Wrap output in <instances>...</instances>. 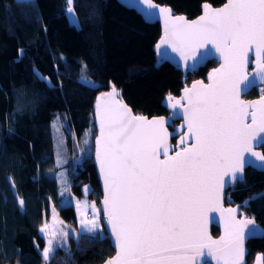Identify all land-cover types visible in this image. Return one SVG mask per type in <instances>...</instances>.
Here are the masks:
<instances>
[{
    "label": "trees",
    "instance_id": "obj_1",
    "mask_svg": "<svg viewBox=\"0 0 264 264\" xmlns=\"http://www.w3.org/2000/svg\"><path fill=\"white\" fill-rule=\"evenodd\" d=\"M154 1L192 19L201 4L216 7L226 0ZM66 6L67 0H0V264L43 263L45 242L39 229L50 204L75 225L72 206L60 204L57 181L47 174L54 168L55 117L75 134L72 139L65 132L66 188L80 197L87 186L88 199L98 206L92 163L94 96L114 85L134 113L166 115L164 97L177 96L216 65L209 61L185 75L166 62L157 66L152 47L160 34L158 24L144 22L116 0H73L78 27L68 23ZM80 75L95 85L79 81ZM260 192L244 212L264 227V172L246 170L226 202L239 203ZM211 233L217 235V230L212 227ZM246 248L249 264L254 251L264 252V235L249 240ZM112 254L103 230L88 232L70 238L65 249L57 247L46 264H100Z\"/></svg>",
    "mask_w": 264,
    "mask_h": 264
},
{
    "label": "snow or ice",
    "instance_id": "obj_2",
    "mask_svg": "<svg viewBox=\"0 0 264 264\" xmlns=\"http://www.w3.org/2000/svg\"><path fill=\"white\" fill-rule=\"evenodd\" d=\"M142 3L158 8L164 18L160 44L170 45L185 61L206 57L211 49L199 50L212 45L224 62L209 74V84L197 81L172 104L176 108L187 101V131L171 155L163 117L148 120L118 103L98 111L96 156L104 181V214L118 248L106 264H192L205 255L204 249L224 264H243L244 230L254 226V219H237V209H227L220 240L208 236L203 220L206 210L219 205L221 189L241 179L237 174L245 163H252L245 153L264 162V154L253 151L252 144L264 146V135L257 139L264 133V96L249 103L239 98L253 46L257 74L264 80V0H227L219 9L205 4L203 15L191 22L153 0ZM67 11L71 14L73 9ZM107 95H117L114 85ZM92 208L95 211L94 204ZM81 224L89 233L100 228L96 219ZM52 250L50 240L43 249L45 259ZM257 264H264V256L257 257Z\"/></svg>",
    "mask_w": 264,
    "mask_h": 264
},
{
    "label": "water",
    "instance_id": "obj_3",
    "mask_svg": "<svg viewBox=\"0 0 264 264\" xmlns=\"http://www.w3.org/2000/svg\"><path fill=\"white\" fill-rule=\"evenodd\" d=\"M116 1L121 6L127 8V9H130V10H133L137 15H139L141 17V19L144 22L149 23V24H151V23H157L158 24L159 29H160V34H159L158 39L156 40V42L154 43V45L152 47L157 66L159 64L166 62V63L170 64L171 66H173L175 69H177L179 72H181L183 75H185L186 73L196 72L199 68L203 67L205 65V63H207L209 61L215 62L216 65L214 67L210 68L203 78L192 80L191 82H189V84L184 85L181 88V90L179 91V94L177 96H171V95L165 96L164 99L162 100L161 104H162L163 108L166 110V115L148 117L146 115L134 113L133 110L131 109V107L129 105H127L126 102L124 101V99L122 98L119 90L115 89L117 95H115L114 97L107 95L113 91V87H110L106 91L99 92L94 96L92 117H93V126L95 129V135H94L93 140H92V163L94 166V171L96 174V178H97L98 185H99V191H100V197L98 199V209H99L100 214H101V225H102V229H103L105 235L108 237L110 246L113 249V254L111 256L107 257L106 259H104L100 264H106L107 260L115 257L117 255L118 248L116 246L115 236L111 232V226L108 224L107 218L104 214V205H103V200H104V195H105L104 181H103V177H102L100 170H99V164L97 162V156H96V137L99 136V134H100V119L98 117V111H103L107 108L115 106L118 103V104L126 105L131 110L132 115L144 116L148 120H152L153 118L163 117L166 121L165 128L167 129V133H168L167 143L169 145V154L171 155V154H173L172 149H175L177 151L179 150V148L181 147L179 145L180 138L187 131L186 123H185V120L183 118L184 117V107L187 106V101L186 100L181 101V103L179 105H177L176 108H173L172 104L176 103L177 101H180L181 97L184 94V89L185 88L191 89L192 85L194 83H196L197 81H203V83L205 85L209 84L210 83V81L208 79L209 74L213 73L214 69L220 68L224 62L223 58L220 56V54L218 52L215 51V49L212 45H208L206 49H200L199 50V52H205L208 49H211V53L209 55H207L206 57L201 59L198 56L197 61H193L191 58H189L187 61H185L184 59L181 58V56L178 52L172 51V48L170 45L160 44V41H161L162 37L164 36V18H163V16H161L159 14L158 8L149 9L146 4L142 3V0H116ZM226 3H227V0L219 6H216V7L211 6V7L213 9H219V8H222ZM153 4L157 5L158 7L169 8L167 6L160 5V4L156 3L154 0H153ZM205 4H208V3L201 4L200 13L192 19H189L186 16L181 15V14H175L172 10H171V12L174 16H183L189 22H191V21L197 20L201 15H203V13H204V7L203 6ZM208 5H210V4H208ZM157 45H160V46L157 47ZM254 47L255 46H253V51L248 53V59L250 62L247 64V66L244 69V75L247 76V80H244L239 85V98L242 101H244L245 103L259 101L262 96L257 97V98H253V99L245 98V96L256 86L264 85V80H261L260 76L257 74L259 72V69H258L257 64H256ZM186 64H187V66H186ZM249 81H251V83H249ZM169 97H171V99H169ZM98 105H99V109L97 107ZM258 107L259 106L257 105V108ZM252 110L253 109H249V111H252ZM173 122H177V123L175 125H173ZM259 135H264V133L258 134L257 139L259 138ZM171 138H175L174 144H172L170 142ZM187 143H188V140L186 139L184 146H187ZM252 144H253V151L263 154L262 148L264 146H259L256 143V141H253ZM161 158L163 159V157H161ZM245 159L251 160L252 163L251 164L245 163L242 173L237 174L242 178L233 180L229 185L223 187L220 191L219 205L218 206L217 205L211 206L209 208V210H206V212L204 214V220H203L204 227L207 231L208 236H210L213 240H220V238L222 236H225V222H226V219L228 217V213L226 211L227 209H230V208L237 209V212L234 214L237 219H243V218L254 219L250 215H247L243 209L248 207V201L254 199L255 197H257L259 195H261L262 192H260L259 194H256V195H251V196L245 198L242 202H239L236 204H228V205L224 204L226 192L230 188L234 187L237 183L243 182L245 169L250 168V169L255 170V171L264 172V162H261V161L257 160L255 157H252L250 153H245ZM229 175H231V173H229ZM217 207L219 208V210H216ZM212 227H214L217 230V235H213L211 233ZM249 229H252V231H249ZM263 235H264V227L259 226L258 224L255 223V221H254V226L249 225V228H246L244 230L243 264H246V256H247V252H248L247 248H246V243L251 239L261 238ZM204 253H205V255H203V256H197L192 261V264H205V262L208 264H224V259H220L218 261L216 256H208L207 255V249H204ZM217 255H219V253H217ZM258 256H263V255L260 253L255 254L253 256L250 264H257V257Z\"/></svg>",
    "mask_w": 264,
    "mask_h": 264
},
{
    "label": "rangeland",
    "instance_id": "obj_4",
    "mask_svg": "<svg viewBox=\"0 0 264 264\" xmlns=\"http://www.w3.org/2000/svg\"><path fill=\"white\" fill-rule=\"evenodd\" d=\"M69 7L72 8V6L67 3V6L65 8V17L70 25L78 27V22L74 12L70 14L67 11ZM81 69L82 70L84 69V65H82ZM78 79L79 81L83 82L86 85L89 86L95 85V82H93L91 79L87 77L85 79L83 75H80ZM261 90H263V88ZM51 130L53 136L54 168L53 170L49 171L47 174L49 176L54 177L57 181L60 204L71 206L70 198L73 194L66 188L68 179L65 172V166L68 159V151L66 145L65 132L69 133L72 139L75 138V134L73 130L70 127L65 126V123L61 122L58 117H55L54 120L51 122ZM86 187L87 186L84 185L83 189H85ZM83 195L84 197L86 196L84 191H83ZM80 199H82V197L73 196V205ZM48 212H49V216L47 219V223L45 220L43 225L40 227L39 232L45 242L44 248L48 246V242L51 240L53 250L50 252L49 257L47 259H45L43 256L44 248L41 250V258L44 264H46V262L51 257L53 251L57 247H62L65 249L68 247L70 238L75 240L78 237L75 233L74 225L71 222H67L63 220L60 217L58 210L53 206V204L49 205ZM42 228L44 229V231H41ZM62 233H67L68 235L65 237L62 235Z\"/></svg>",
    "mask_w": 264,
    "mask_h": 264
},
{
    "label": "crops",
    "instance_id": "obj_5",
    "mask_svg": "<svg viewBox=\"0 0 264 264\" xmlns=\"http://www.w3.org/2000/svg\"><path fill=\"white\" fill-rule=\"evenodd\" d=\"M88 191L84 192L86 194V196L84 197V195L80 196L82 197V199L78 200L76 203H74L73 205V196H71L70 200H71V206L73 208L74 211V216H75V233L78 236L79 234L82 233H88V231L82 226L81 224V220H93L96 219L97 223L100 225V228L97 232H101L102 229V225H101V216H100V212L98 210V206L91 200L88 199L87 194L89 192V188L87 187ZM76 204V205H75ZM95 205V211H93L92 205ZM63 206H67V205H63ZM47 223V221H46ZM44 264V263H42Z\"/></svg>",
    "mask_w": 264,
    "mask_h": 264
},
{
    "label": "flooded vegetation",
    "instance_id": "obj_6",
    "mask_svg": "<svg viewBox=\"0 0 264 264\" xmlns=\"http://www.w3.org/2000/svg\"><path fill=\"white\" fill-rule=\"evenodd\" d=\"M263 88V90H261ZM251 92H254L256 95L255 96H253V97H249V93H251ZM246 96H245V98H248V99H253V98H257V97H260V96H264V85H260V86H256L255 88H253L250 92H249ZM177 123V122H176ZM248 169H250V168H247V169H245V171L246 170H248ZM245 171H244V173H245ZM235 187V186H234ZM233 187V188H234ZM232 188H230L227 192H226V196H227V194L229 193V191L231 190ZM224 204L225 205H228V204H230L229 203V200H227V202H226V197H225V200H224ZM233 204V203H232ZM236 204V203H235ZM246 209V208H245ZM244 210V209H243ZM258 253H260V254H262L263 256H264V252L262 253V252H260V251H254L253 252V255L251 256V261H252V258H253V256L255 255V254H258ZM251 261L249 262V264L251 263ZM208 264V263H207Z\"/></svg>",
    "mask_w": 264,
    "mask_h": 264
}]
</instances>
